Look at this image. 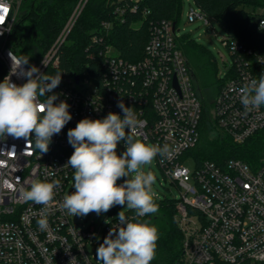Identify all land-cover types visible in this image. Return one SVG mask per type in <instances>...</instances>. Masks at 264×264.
I'll use <instances>...</instances> for the list:
<instances>
[{
    "label": "built area",
    "instance_id": "obj_1",
    "mask_svg": "<svg viewBox=\"0 0 264 264\" xmlns=\"http://www.w3.org/2000/svg\"><path fill=\"white\" fill-rule=\"evenodd\" d=\"M21 1L0 0L5 17L0 25V82L11 74L9 53H15L9 42ZM87 1L79 2L49 49L25 69L35 65L40 74L56 75L59 50ZM187 18L189 22L200 19L209 23L198 8H191ZM258 23L264 29V9ZM108 28L109 24L103 23V29ZM176 29L172 21L154 24L145 55L138 62L112 58L102 91L96 83L93 92L89 93L87 87L78 89L92 79L62 74L61 83L49 95L57 94L54 103L69 104L72 119L53 136L47 153L34 150V138L33 143L24 138H0V264H69L72 257L76 258L73 264H98L97 248L109 231H116L120 225L116 217L101 227H81L79 217L62 208L74 174L66 165L74 151L67 132L83 118L103 119L109 112L123 116L117 106L121 100L141 122L136 138L170 149L166 156L157 155V163L180 190L175 221L182 233L181 264L264 262V158L256 166L240 159H231L223 167L203 161L194 173L183 166L186 153L200 141L203 104L178 45ZM240 50L237 45L231 47L235 69L228 70L231 76L219 90L212 111L218 129L236 144L264 133V106L246 111L237 91L249 80L264 75V60H244L238 55ZM11 80L18 85L26 82L15 74ZM190 177L193 185L187 182ZM56 180L60 188L47 207L21 195L32 182ZM125 215L132 217L135 213ZM40 219H46V229L38 226Z\"/></svg>",
    "mask_w": 264,
    "mask_h": 264
},
{
    "label": "trees",
    "instance_id": "obj_2",
    "mask_svg": "<svg viewBox=\"0 0 264 264\" xmlns=\"http://www.w3.org/2000/svg\"><path fill=\"white\" fill-rule=\"evenodd\" d=\"M81 0H22L10 38L14 53L28 57V64L37 61L56 40L62 28ZM202 15L217 22L227 33L224 40L231 47H241L238 55L247 61L264 60V29L259 27V14L264 0H193ZM136 6L137 9L132 8ZM181 0H88L66 42L61 46L59 66L54 74L62 73L87 77L95 81L98 90H104L108 81L112 58L135 63L143 59L145 47L154 24L163 20L179 23ZM103 23L109 28L103 29ZM193 77L196 93L203 104L201 136L197 146L186 153L196 165L210 161L224 166L231 159H240L256 166L264 158V133H258L242 144L233 142L221 132L212 111L222 85L235 69L224 78L218 75L215 56L189 35L177 38ZM113 47L115 56H108ZM211 131L219 132L211 139ZM126 178H121L122 183ZM158 212L147 219L158 229L159 239L151 264H181L182 233L175 221L177 198L163 195L155 198ZM134 213L130 210L125 214ZM260 264H264L260 263Z\"/></svg>",
    "mask_w": 264,
    "mask_h": 264
},
{
    "label": "clouds",
    "instance_id": "obj_3",
    "mask_svg": "<svg viewBox=\"0 0 264 264\" xmlns=\"http://www.w3.org/2000/svg\"><path fill=\"white\" fill-rule=\"evenodd\" d=\"M4 19L0 9V25ZM9 57L11 74L0 82V138H24L28 143H33L34 138V150L47 153L53 136L61 133L72 119L69 104L54 103L57 94L49 95L61 83L62 73L40 74L35 65L25 69L28 57H18L12 52ZM12 74L26 78V82L14 83ZM237 91L246 111L264 106V75L249 80ZM117 106L123 116L109 112L103 119L83 118L68 130V142L74 151L66 165L74 170V190L63 197L62 208L73 217H85L93 212L102 215L114 206L134 211L132 217L123 211L118 213L120 226L116 231L110 230L99 245L96 260L98 264H151L156 254L158 229L141 218L157 213L159 208L153 187L156 176L150 169L145 170V166L151 165L157 155L166 156L170 149L168 145L161 147L137 139L141 122L135 112L122 100ZM121 141L125 151L118 154ZM121 178L126 179L117 183ZM58 188L59 180L36 181L21 195L47 207ZM37 223L42 230L48 227L46 219ZM75 260L72 257L69 264Z\"/></svg>",
    "mask_w": 264,
    "mask_h": 264
},
{
    "label": "rangeland",
    "instance_id": "obj_4",
    "mask_svg": "<svg viewBox=\"0 0 264 264\" xmlns=\"http://www.w3.org/2000/svg\"><path fill=\"white\" fill-rule=\"evenodd\" d=\"M191 8L197 9L193 0H181V11L179 16V23L176 29V36L182 37L185 35H189L198 44L206 47L216 58L219 77L224 78L233 64L231 52L224 43V40L227 37V33L217 22L213 20H211L209 23H205L200 19H197L194 22H189L187 13ZM107 51L108 56L116 55L115 49L111 46ZM83 87H87L89 93L93 92L95 88V81H86L83 83V86H78V89H82ZM218 135L219 132L217 131H211L209 133V137L211 139L217 138ZM146 143H151V141H146ZM124 151L125 144L123 141H121L118 144L117 153L122 154ZM183 166L186 167L191 173H194L196 169V162L194 157L189 156L185 158L183 161ZM149 169L156 176V183L153 187L155 193L159 197H162L163 195H171L174 198L180 197L179 188L164 176L161 167L157 163V157L154 159L151 165L145 166V170ZM119 181L120 180H118L117 183H119ZM187 182L192 185L195 183L192 177L188 178ZM73 184L74 180L71 179L67 187V194H71V191L74 190ZM120 211L127 213L130 210L126 207L122 208L121 206H114L107 213H104L102 215H97L93 212L85 217L78 216V222L81 224V227L93 226L94 224H96L97 227H101L107 221H111L113 218H116ZM89 248L90 251H92V245H89Z\"/></svg>",
    "mask_w": 264,
    "mask_h": 264
},
{
    "label": "water",
    "instance_id": "obj_5",
    "mask_svg": "<svg viewBox=\"0 0 264 264\" xmlns=\"http://www.w3.org/2000/svg\"><path fill=\"white\" fill-rule=\"evenodd\" d=\"M78 80H79V77H76V81L78 82Z\"/></svg>",
    "mask_w": 264,
    "mask_h": 264
}]
</instances>
